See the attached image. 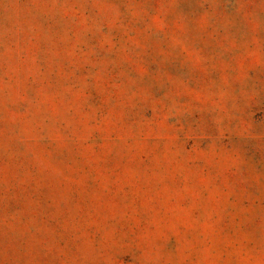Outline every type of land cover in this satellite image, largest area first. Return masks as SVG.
<instances>
[{
    "label": "rangeland",
    "instance_id": "obj_1",
    "mask_svg": "<svg viewBox=\"0 0 264 264\" xmlns=\"http://www.w3.org/2000/svg\"><path fill=\"white\" fill-rule=\"evenodd\" d=\"M0 264H264V0H0Z\"/></svg>",
    "mask_w": 264,
    "mask_h": 264
}]
</instances>
